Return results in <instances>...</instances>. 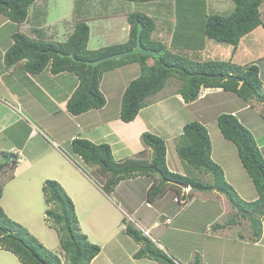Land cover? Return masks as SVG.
Segmentation results:
<instances>
[{"label":"trees","instance_id":"1","mask_svg":"<svg viewBox=\"0 0 264 264\" xmlns=\"http://www.w3.org/2000/svg\"><path fill=\"white\" fill-rule=\"evenodd\" d=\"M38 1L40 0H0V15L6 17L9 22L21 25L30 18L29 10ZM126 1L145 3L154 0ZM159 1L164 5L163 0ZM231 1L234 4L231 12L218 14L207 11L206 0H174L173 12L170 10L169 13L174 15L169 44L153 37L157 16L153 18L140 11L122 15L130 25L126 41L108 43L96 49L88 48L90 28L86 19L82 18L73 21L72 32L64 41L48 39L35 27L31 28V35L18 30L11 35L12 44L4 53V64L11 66L23 61L22 68L31 74H37L46 68L52 74L64 71L75 73L78 85L66 103V109L72 115L103 107L106 100L100 90L102 74L126 63H137L140 74L128 83L122 94L119 118L124 122L133 120L139 110L147 104V98L160 91L171 75L182 78L183 83L179 92L186 102L195 100L201 87H220L235 93L246 102L252 100L264 102L263 82L255 63L241 65L232 60H204L198 54V51L203 50L205 38L229 44L236 49L244 36L263 26L260 5L264 0ZM139 22L142 24L141 44L145 48L156 50V56L136 53L103 61L94 69L86 63L132 49L136 43ZM177 43L186 48L183 54ZM196 51L198 55L195 54ZM69 53H72L73 57H69ZM194 55L198 60L193 57ZM149 57H153L154 60L151 65L147 63ZM217 125L224 138L233 142L237 148L240 162L258 194L254 201L242 200L225 180L222 168L211 158L208 131L198 121H190L183 126L177 138L176 151L180 160L189 169L209 174L211 180L208 183L189 174L170 171L166 166L165 141L161 136L151 132L146 131L141 135L143 144L152 150V159L148 163L135 158L116 161L109 144H96L82 137L73 138L71 148L84 164L94 166L101 174L103 191L106 194H110L124 179L156 174L158 180L148 189L149 198L161 197L167 189L172 188L180 196L182 186L188 185L190 191L216 190L224 194L235 210L256 209L264 203V158L255 138L238 117L231 113L220 114L217 117ZM0 155L3 157V167H8L12 171L18 162L17 156L7 151H1ZM2 185L0 182V198ZM42 191L46 203L45 216L56 225L66 264H91L92 259L100 252V246L91 243L87 235L80 231L71 198L54 179H46ZM238 215L249 220L252 239L257 241L262 234L261 219L264 217V209L252 217ZM0 228V249L14 254L21 264H63L57 254L46 249L23 225L9 218L1 206ZM124 230L134 241L142 244L134 254L135 258L147 257L161 264H177L138 229L128 224ZM190 264L202 263L195 256Z\"/></svg>","mask_w":264,"mask_h":264},{"label":"rangeland","instance_id":"2","mask_svg":"<svg viewBox=\"0 0 264 264\" xmlns=\"http://www.w3.org/2000/svg\"><path fill=\"white\" fill-rule=\"evenodd\" d=\"M165 1L167 3L166 5H162L159 0H154L145 3L130 2L126 0H40L36 2V4H34V6L31 8V16L27 20V22L21 25L15 24L14 22H9L6 17L0 15V53L3 48H7L11 45V35L18 30L30 34L31 28L37 27L44 33L46 37H48V39H52V37L56 34H58L60 37H63L68 35L69 32L73 29V21L77 18L86 19L91 31L89 45L91 48H96L100 46V44H106L105 36H107V33L109 37H111L112 35H118V33H123L122 28L126 24V22L125 20H122L123 14L119 13L126 11L145 12L151 15V17L153 16V18L157 16V20L155 18L157 25L156 30L153 32V37L160 41L163 40L162 42L169 44L171 40L169 37L170 34H168V37H166L165 39L163 38L165 29L162 26V29L160 30V23L162 19H165L168 16L171 18L170 21L174 22V15L168 14L170 10L173 12L174 0ZM206 5L208 12L218 14H228L234 7V4L231 0H206ZM106 15H108V17L110 18H105ZM262 15L263 26H260L253 32L247 34L245 37H243L241 41L242 50L248 52L250 49L252 56L260 58V60L258 59L259 61H264V12H262ZM112 16L115 18H113ZM44 23H48L49 26H44ZM108 24V29H105V25ZM62 39L64 38H60V40ZM179 48H181L180 52L183 54V51L186 48L181 45ZM225 49L227 52L225 51ZM232 49L233 48L229 44L205 38L203 50L197 51L200 55V58L204 60L231 59L235 63V60H238V64H244L240 58L236 59L235 57H231L230 51H232ZM197 51L195 54H197ZM193 57L195 58L196 56L194 55ZM150 58L151 57H149L148 60ZM196 58V60H198V57ZM262 65H264V63H262ZM2 69L3 67L2 65H0V113L2 110V105H4L5 107H10L7 102L12 103V100L6 95L7 93L4 91V89L11 88L14 92H16L17 95L22 94L26 96V94L24 93L31 92V89L33 88V83H28L29 81L25 80L24 70L18 69L14 73L2 76ZM46 69L47 70H44L43 72V77H46L47 73H50L48 72L49 69ZM123 71L125 72V69H123ZM114 72L116 73V71ZM105 74L107 77L103 79V81L106 82L110 81L111 79L112 81L109 84L104 82V87L102 88V90H100L105 100H108V107L109 110L112 112L116 106L118 91L123 89V94L126 86L128 85H126V82L128 81V79L133 78H130L131 76H128L127 73L121 74V72H119V74H121V79L117 80L116 77H113L115 76V74L112 73V69L103 73L102 76ZM139 74L140 70L137 69V72H133L132 76L138 77ZM76 78L77 76L75 75V73L70 72L68 76H63V78L59 80L58 84H53V82L57 80L51 82V86L49 87V89L53 93V95H55L53 98L49 99L46 94L43 96L42 99L38 96V99L36 98L39 102V105H41L42 107L40 111L43 113H47V115L50 116V118H46L47 115H45V120H42L40 122L41 126L46 128V131H48V136L50 138H52L53 136L54 138L59 137L60 135L65 136L69 133L71 134V132H74L75 130L73 125L69 122L68 118L65 117V115L69 117V114L62 106L56 104V101L58 102V99H63L64 94H67L70 88L74 86L73 84L75 83ZM47 83L48 81H45L46 85ZM182 83V78L176 75H171L169 78H167L163 88L156 94L167 92V94L170 95L172 94L174 88L181 89ZM205 91L206 89H204L203 91L201 89L199 91L200 93L198 94L200 95V97L204 96ZM4 99L7 102L4 101ZM14 106L16 105L14 104L13 107ZM260 113H262V119H264V110L261 109ZM197 116L200 118L202 115L197 112ZM216 126L218 127L217 123ZM215 129L216 128H213L212 130V136ZM261 132H264V129L259 128L258 131H256V134H259ZM262 139H264L263 136ZM2 140H0V153L1 149H9V146H7ZM213 141L215 142L216 140L214 139ZM70 157L76 162V164H79L82 170H85L86 173L89 174L90 178L93 179V183L97 184L103 190V177L96 170V168L94 166L84 164L83 162L81 163V161H79V159L73 154H70ZM2 159L3 157L1 158L0 155V182L4 186L6 184V188H3L2 186L3 192L1 195L2 197L0 199V206L2 207V209H4L3 211L9 218L23 225L30 232V234L35 236L41 243H43L46 249L50 250L54 254H57L63 264H66V261L64 258V252L60 248L56 225L51 221L47 220V217L45 216L46 203L44 201L45 198L42 191V186L45 182V179L56 180L60 183L64 191L66 193L68 192L72 196V198H74L73 200H71L73 201V204L75 206V214L78 220V227L80 228V231L84 234H86L84 231L87 230L86 235H89V241L97 245H105V249L98 256V259L95 261L94 264H105L106 257L112 259L114 264H133V259L132 261H130L132 256H129V254L136 250L135 243L138 242L129 239L125 236L127 234L126 232H124V229H121V223H125V225L129 223L133 228H139L138 230L143 235H145L146 233L144 234L143 230L147 228V224H144V217L150 221L156 220L160 224L158 230L149 231L150 237L146 236L148 235V233L145 236L149 240H151V242L157 248L161 250L163 248L168 250L167 248H170V246L174 247L177 250V253L175 251H172L174 252L172 254H176L175 256L178 258L181 264H188L189 260L194 258L195 254L201 253L200 250H203L204 255V263L202 264H264V239L261 242V245L254 244L252 239V230L249 226V220L247 218H244L246 221L248 220V222H245L247 224H245L244 222L240 224L238 222L239 220L237 219L240 217V215H238V211L234 208H232V213L225 216H221L224 213L221 212L220 205L218 206L217 204H215L214 208H209V212H207L203 216V218L199 219L194 223V232L191 231L193 233H189L188 235L180 232L175 233L173 231H170L167 228L168 226L163 224L164 217L161 213L166 212L167 214L173 215V207L178 210L184 208V206L182 205L180 206L178 204H173L172 198L174 195H176L174 190L167 189L162 202L159 206L155 207L153 200H156V198L153 197V199H148L146 198V195L141 192L139 195H137L135 194L137 192L136 189L133 188L132 189L135 191L133 194L132 192L123 189V187H128L127 190H131L130 186H134L135 183L141 186L142 180L135 181V183L125 182L120 188H118V190L115 191L114 195L116 197L111 196L113 202H108L110 203V207L109 211H107V216L105 220H107L109 224V229L102 230L99 226L92 225V217L89 216L86 212H93L94 210L96 212L99 211L97 217H100V207L99 209L96 208L98 205L101 206L103 201H108L109 199L105 197L103 198V194H101V192L97 193L98 189L94 186L93 188H91L89 182L82 178L75 168L72 169L71 167H69L71 174L69 171L67 172L62 169H59L58 171L54 172V174H57L56 176L58 179L49 177L55 176L52 173H49V170H44L36 174L32 172L29 174L28 177H26L25 174L22 173L21 175L19 174L15 179H13V181H10L13 178V175L15 174V170L10 171V168L2 167ZM62 167H65L66 169L68 168V166ZM182 170L187 171L188 167H183ZM189 174L191 173L189 172ZM78 176L81 177V180L80 178H78ZM74 192L75 194H73ZM180 192L182 195L184 194L181 189ZM191 192L193 191H190V193ZM68 193L67 195L70 196ZM190 193H186L184 195V200L186 203H188L189 198L191 197ZM147 201L151 202L152 208L146 207ZM80 204L83 205L80 206ZM89 204H91V210H89V206L86 207V205ZM114 205H121L122 208L127 212L128 216L123 213L120 214L117 206ZM129 205H133L134 207L139 206V213L131 215L128 207ZM162 206L164 210H162ZM94 207L95 209H93ZM115 211H118L116 212L117 215L119 214L118 217L116 216L117 218L114 217ZM94 213L95 212H93V214ZM198 216L197 218H199ZM129 217L132 221H130ZM139 217H141L140 220ZM186 217H188V215L186 214L179 216L178 220L174 221L175 225L177 226V221L183 222L185 224ZM222 220H228L229 222H231V224H236V226H233L231 230L226 233V235H221L219 234V230H216L220 225L219 222H221ZM79 221L81 223L80 226ZM138 226H140L143 230ZM110 233L116 234V239L124 245V254L126 255V258H122L123 255H118L116 253V249H118V247L115 244L107 243V237ZM248 233L250 234V238L248 237ZM152 238H154V240H152ZM186 243L187 249L184 247ZM169 257L173 258L171 256ZM197 257L199 260L202 261V258H200L199 255ZM134 259L138 260L135 257ZM138 262L139 263L136 264H161L158 261L149 260L147 258H143ZM0 264L21 263L14 254L9 251L0 249Z\"/></svg>","mask_w":264,"mask_h":264},{"label":"crops","instance_id":"3","mask_svg":"<svg viewBox=\"0 0 264 264\" xmlns=\"http://www.w3.org/2000/svg\"><path fill=\"white\" fill-rule=\"evenodd\" d=\"M160 3L162 4V2ZM163 4L166 5L167 3L164 2L163 0ZM31 8L29 10L30 16L32 11ZM129 12L130 11H126V12H121L119 14H125ZM260 12L261 15L262 12H264V2L260 5ZM169 13L170 12H168V14ZM107 17L108 15H106L105 18ZM261 18L263 20V15L261 16ZM122 20L125 19L122 18ZM170 20L171 18L168 16L165 19H162L160 23L161 25L160 30L162 29V26L165 29L163 36L164 39L168 37L167 36L168 34H170L169 35L170 38L172 36V31H171L172 22ZM125 22H126L125 25L122 24L124 25L122 28L123 33H118V35H112L111 37L108 36V33L106 34L107 35L105 36L106 44L124 42L128 39L130 25L128 24L127 21ZM44 26L47 27L49 26V24L44 23ZM105 26H106L105 29L106 28L108 29L109 24ZM70 32H72V30ZM33 35L35 36V33H33ZM68 35L60 37L58 34H56L52 37V40L58 39V41H64ZM90 36H91V31L88 40L89 49H96L106 45V44H102V45L100 44V46L96 48H91L89 45ZM60 38H64V39L60 40ZM242 39L239 42L240 45L238 44L236 49H234L231 46L233 48L232 51H230L231 57H235L236 59L240 58L244 64L255 63L259 68L260 77L263 82V89H264V65H262L264 61H259L260 58H256L252 56L250 49L248 52L243 51L241 48ZM7 48H3V50L0 53V65H2L3 67V69L1 70L2 76L4 75L6 76V74L14 73L18 69L24 70L22 68L23 61H20L11 66H6L4 64L3 56ZM153 61H154L153 57H151L149 60H147V63L150 65L153 63ZM235 61L237 64L239 63L238 60ZM123 69H125V72L123 71ZM137 69L140 70L139 65L137 63H126L124 65L112 69V73L115 74V76L113 77H116L117 80L121 79V74L123 73H127L128 76H131L130 78L134 79L135 76L132 75L133 72H137ZM44 70L37 74H31L24 71L25 80L26 81L28 80L29 81L28 83L30 82L33 83V88L31 89V92L24 93L26 94V96L22 94L17 95L16 92H14L11 88L9 89L6 88L7 90L4 89V91L7 93L6 95L12 100V103L7 102L4 99V101H6L10 107H5L4 105H2V110L0 113V140L5 139L2 141L7 146H9V149H1V151L12 152L18 158L17 160L18 162L13 169L15 170V174L13 175V178L10 181H13V179H15L19 174L21 175L22 173L25 174L26 177H28L29 174L32 172L36 174L44 170H49V173H52L55 176V177L52 176L49 177L58 179L56 176L57 174H54V172L58 171L59 169H62L67 172L69 171L71 174L69 167H71L72 169L75 168L79 173V175L89 182L91 188H93L94 186L95 188L98 189L97 193L101 192V194H103V198L105 197L109 199L108 201H103L101 206L99 205L97 206L96 209H99L100 207V217H97L99 211L97 212L95 210L93 211L95 212L94 214L96 215H94L93 212L91 211L86 212L89 216L92 217V225H97L102 230H107L109 229L108 228L109 224L107 220H105V218L107 216V211H109V207H110L109 205L110 203L108 202H113L111 196L116 197L114 195L115 191L118 190V188H120L122 184L125 182L135 183V181L142 180L141 186L135 183L134 186L129 185L131 187V190H127L128 187L125 188L123 187V189L132 192V194L135 192L133 189H136L137 192L135 194L139 195L141 192L146 195V198L153 199L148 197V189L150 188L153 182L154 183L157 182L158 177L156 174H149L148 176L138 175L135 177H130L120 181L113 188L110 194H106L97 184L93 183V179L90 178L89 174L86 173L85 170H82L79 164H76V162L70 157V154H73L82 163L80 157L77 156L72 151L71 140L75 137H82L96 144L107 143L109 144L112 151V155L116 161L120 162L128 158H135L145 163H148L152 159V150L151 148L143 144L141 140V135L143 132L146 131L151 132L161 136L165 141L166 166L170 171L176 173L181 172L183 174H189L190 172L191 174L189 175H194L193 177H196L202 182L208 183L211 180L209 174L189 168L187 171L182 170V168L186 167V165L180 160L176 152V139L181 134L183 126L187 122L198 121L201 124H203L208 131V135L211 142V158L222 168L225 180L234 188V190L242 200L246 202H250L258 197V194L254 188L251 178L249 177V175L247 174L246 170L244 169V167L240 162L235 144L230 140L224 138V136L221 134L220 130L216 126V123H217V117L222 113H231L233 115H236L240 120V122H242V124L246 126L254 136L258 148L264 158V139H262V136L264 137V132L256 134V131H258L259 128L264 129V119H262V113H260L261 109L264 110V102H258L255 100L246 102L242 100L240 97H238L235 93L225 91L220 87H201L202 91L206 89L204 96L197 97L195 100L191 102H186L179 92L180 88H174L172 94L170 95L167 94V92H164L160 94H154L149 98H147V104L139 110L136 117L129 122H124L119 118V109H120V102L122 98L123 89L119 90L117 93L116 106L112 112L109 110L108 100H107L104 106L101 108L92 109L78 115L70 114L66 109V103L68 98L71 96L72 92L75 90V88L78 85L77 82L78 78H76L75 79L76 81L73 84L74 86L70 88L67 94H64L63 99L61 100L58 99V102L56 101V104L62 106L69 114V117L67 115H65V117L68 118L69 122L73 125L75 130L74 132H71V134L69 133L68 135L65 136L60 135L59 137L54 138L53 136L52 138H50L48 136L49 135L48 131H46V128L41 126L40 123L42 120H45L44 117L45 115H47V113H43L40 111L42 107L41 105H39L37 96L42 99L43 96L46 94L49 99L53 98L55 95H53V93L49 89V87L51 86V82L57 80L54 81L53 84L54 83L58 84L59 80L63 78V76L64 77L68 76L70 72L64 71L58 74L47 73V76L43 77ZM114 71H116V73ZM119 72H121V74H119ZM106 77L107 76L105 74L100 79L101 90L104 87L103 84L105 83L109 84L112 81V79L106 82L103 81V79H105ZM131 80L132 79H128L126 85ZM45 81H48L47 85L45 84ZM14 104L16 106L13 107ZM197 112L202 115L200 118L197 116ZM48 117L50 118V116L47 115L46 118ZM213 128L216 129L213 132V136H212ZM214 139L216 140L215 142L213 141ZM62 166H68V168L66 169L65 167ZM81 177L78 176L80 180ZM0 180H1V175H0ZM2 186L3 188H6V184L5 186L4 185ZM173 190L176 195L173 196L172 202L173 204H178L177 202L174 201V198L178 196L177 192L175 189ZM188 193H190V188ZM73 194H75V192ZM164 195L161 197H154L156 198V200H153L155 207L160 205V203L164 198ZM190 195L191 197L189 198L188 203L185 202L183 204H180V206L182 205L184 206V208L178 210L175 207H173L172 209V211L174 212L173 215L167 214L166 212H161L162 216L164 217L163 224L168 226L167 228L170 231H173L175 233L180 232L187 235L189 233H193L194 223L199 219L203 218V216L207 212H209V208H214L215 204H217L218 206L220 205L221 212L224 213L223 215L220 214L221 216H225L233 212L231 204L228 201V199L225 197V195L217 192L216 190L193 191L190 193ZM71 199L73 200L74 198H72L71 196ZM82 205L83 204H80V206ZM87 206H89V210H91V204L86 205V207ZM114 206H117L120 214L123 213L128 216L127 212L122 208L121 205L120 206L114 205ZM151 206H152L151 202L147 201L146 207L152 208ZM128 207L131 215L138 214L140 211L139 206L134 207L133 205L131 206L129 205ZM93 209H95V207ZM162 210H164L163 206H162ZM116 212L118 211H115L114 217L119 216V214L117 215ZM183 214L188 215V217L185 218V224L183 222L177 221V226H176L174 221L178 220V217ZM238 214L240 213L238 212ZM167 216L171 217L172 220L171 223H165L164 220ZM197 216L199 218H197ZM140 218L141 217H139V220ZM129 219L130 221H132L130 217ZM143 219H144L143 220L144 224H147V228L143 230L140 226L138 227H140L144 231V234L148 233L149 236L145 234L147 237H150L149 231L158 230L160 224L156 220L150 221L145 217ZM237 219L239 220L238 222L240 224L243 222L244 223L248 222V220L246 221L244 218L239 217ZM263 222H264V217L262 218V234L257 241H253L254 244L261 245V242L264 239ZM80 224L81 223L79 221V226ZM219 224L220 225L216 230H219V234L221 235L222 234L226 235V233L229 232V230H231L233 226H236V224H231V222H229L228 220H224V221L222 220L221 222H219ZM121 229L123 228L121 227ZM86 231L84 232L87 234ZM125 236L129 239H132L128 235ZM87 237L89 238V235H87ZM116 237H117L116 234L110 233L107 237V243L115 244L118 247V249H116V253L118 255H123L122 258H126V255L124 254L125 253L124 245L120 241H118ZM248 237L250 238L249 233H248ZM152 240H154V238H152ZM99 246H100V252L98 253L97 256H95L92 259L91 264L95 263V261L98 259V256L105 249L104 244H101ZM135 246L137 250L139 247L142 246V244L135 243ZM184 247L187 249V243L184 245ZM167 249L168 250L163 248L162 250L165 251L169 256L173 257L172 259H174V261L177 264H181V262H179L178 258L175 256L176 254L174 255L172 254L174 253L172 251L176 252L177 250L172 246H170V248ZM136 250H134V252L129 254V256H132L130 261H132L133 259V264L139 263L138 261L143 258H147V257H140L137 258L138 260H135L134 254L138 251ZM200 252L201 253L195 254L194 257L195 256L197 257L199 255L200 258H202V261L200 260L201 263H204L203 250H200ZM190 256H191V252H190ZM105 261H106L105 264H114L112 259H110L109 257H106ZM193 261L194 258L189 260L188 264L192 263Z\"/></svg>","mask_w":264,"mask_h":264},{"label":"water","instance_id":"4","mask_svg":"<svg viewBox=\"0 0 264 264\" xmlns=\"http://www.w3.org/2000/svg\"><path fill=\"white\" fill-rule=\"evenodd\" d=\"M141 31H142V24L139 22V23H137L136 43L132 49L112 53V54L103 56L101 58H98L96 60L86 61V63L90 64L92 66V68L94 69L96 67V65H98L99 63H101L103 61L113 60V59H117V58L124 57L127 55L136 54V53H143V54H149L151 56H156L157 55L156 50H153L150 48H145L142 46V44H141ZM68 56L73 57L72 53H69ZM214 76L219 77V78L224 77L223 75H214ZM184 187H188V185H184ZM262 209H264V203L261 206H259L258 208L253 209L251 211H247V210H244L241 208H238L237 211L240 214L246 215L248 217H252L253 215H255L257 212H259Z\"/></svg>","mask_w":264,"mask_h":264},{"label":"built area","instance_id":"5","mask_svg":"<svg viewBox=\"0 0 264 264\" xmlns=\"http://www.w3.org/2000/svg\"><path fill=\"white\" fill-rule=\"evenodd\" d=\"M181 190L184 192V194L183 195L180 194V196H176L174 198V201L177 202V203H179V204L185 203L184 195L189 192V188L182 187ZM164 221H165V223H171L172 220H171V217H168L167 216ZM121 226H122L123 229H125V227H126L125 223H122Z\"/></svg>","mask_w":264,"mask_h":264},{"label":"clouds","instance_id":"6","mask_svg":"<svg viewBox=\"0 0 264 264\" xmlns=\"http://www.w3.org/2000/svg\"><path fill=\"white\" fill-rule=\"evenodd\" d=\"M200 93V92H199ZM198 97H200V95L198 94ZM182 187H184V186H182ZM184 188H189V187H184ZM182 189V188H181ZM189 194V193H188Z\"/></svg>","mask_w":264,"mask_h":264}]
</instances>
